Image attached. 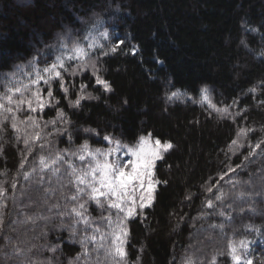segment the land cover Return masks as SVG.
<instances>
[{"label": "trees", "instance_id": "trees-1", "mask_svg": "<svg viewBox=\"0 0 264 264\" xmlns=\"http://www.w3.org/2000/svg\"><path fill=\"white\" fill-rule=\"evenodd\" d=\"M93 31L100 34L93 57H99L101 76L112 91H103L89 72L67 77V98L54 83L59 104L46 108L42 119H56L62 109L69 123L56 127H67V132L58 134L49 124L41 135L50 134L45 143L69 152L85 141L92 149L110 147L104 136L135 146L140 136L151 133L152 140L172 143L155 163L154 177L160 183L151 206L127 221L126 264H186L188 258L210 264L213 255L227 252L229 239L254 241L253 264H264V144L244 159L249 144L264 140V0H0V91L5 87L2 77L17 65L26 66L34 57L54 58L65 39L87 45ZM117 39L124 43L103 55ZM81 84L88 85L85 92L94 98L72 107L69 101L78 97ZM204 87L217 107L235 101L242 116L221 117L200 103ZM176 90L186 96L169 101L166 94ZM243 127L255 133L241 138L244 146L233 155L231 142ZM6 128L0 132V184L7 189L0 264L76 262L82 251L70 229L60 230L56 220L26 219L50 214L41 210L47 202L41 193L26 191L30 178L23 177L47 153L34 148L21 169L23 136L18 142L16 133ZM229 167L236 170L220 180ZM217 181L223 206L214 201L217 207L210 209L206 201L218 193L207 188ZM242 191L253 195L237 199ZM54 205L49 201L50 209ZM89 207L100 217L108 214L93 202ZM221 210L231 219L218 215ZM214 225H223V232ZM17 245L24 249L20 255L12 252ZM217 264L231 261L225 254L217 256Z\"/></svg>", "mask_w": 264, "mask_h": 264}, {"label": "snow or ice", "instance_id": "snow-or-ice-1", "mask_svg": "<svg viewBox=\"0 0 264 264\" xmlns=\"http://www.w3.org/2000/svg\"><path fill=\"white\" fill-rule=\"evenodd\" d=\"M104 37L108 36L107 32L102 33ZM244 44V40L240 41ZM124 41L117 39L116 45L103 51V55L107 56L108 52H115L117 47L122 45ZM61 47H66L70 54L61 53L54 58L48 57L43 61H38L34 57L28 62L27 71L25 65H17L16 71H13L2 78L5 82V87L0 91V132L7 130L6 126L10 127L16 133L17 141L20 142L23 136V144L25 145L26 154L24 155L20 168L24 169L27 163L28 155L32 154L34 148H39L44 151L48 148L52 152L51 144L45 143L47 135L42 137V132L50 124L54 127L58 134L63 135L67 132V127L61 129L56 127L57 124L67 125L69 123L66 114L62 109L57 110L56 119L44 121L42 119L46 108L54 107L59 104V100L54 97L52 85L58 84L59 89L67 98L69 92V84L65 77H75L90 71L94 78V83L103 89L105 92H111V83L100 75L101 69L98 67L99 57H93V51L97 49L96 42L84 45L79 41L62 40ZM103 49V46H100ZM135 54V50H133ZM264 56V51L260 53ZM51 61V62H49ZM43 63L44 67L38 66ZM264 84V82H262ZM88 87L86 84H81L78 97L75 100L69 101L72 107H79L82 100L94 98L85 92ZM250 92H255L256 88L249 89ZM200 103L207 102L208 106L221 115L235 120V116L242 113H233L230 111L231 106L218 108L210 99L209 89L204 87L201 89ZM167 99H181L182 94L179 90L171 91L166 94ZM127 104V100L123 102ZM236 102L233 101V104ZM264 105V101H261ZM23 119H21V115ZM23 126V127H21ZM28 129L32 131L29 132ZM84 131H95L84 129ZM255 129L243 127L240 128L236 139H233L230 146V151L238 150L244 145L239 141L241 138L247 139L249 133H254ZM96 135H99L97 133ZM68 139H71L69 134ZM102 141H106L110 147L105 149H92L85 141L75 152H69L68 149L57 150L48 158L43 155L39 159V173H44L45 170L51 171L53 174L59 175L60 167L66 166L64 171L69 177V184L75 188L74 194L70 199L75 202V206L71 207L66 215L74 217L69 229L75 237L78 233L76 225L83 223V236L79 239V243L83 246L84 257H92L95 254L93 264H126L127 251L126 243L128 237L127 221L138 214V209L142 210L150 207L154 200V192L156 185L160 182L154 177V167L157 160L162 159L163 152H167L173 147L171 142L162 143L159 138L151 142V133L148 136H140L138 143L135 146L124 144L119 139L104 136ZM261 144L264 140H260L254 145L249 144V155L245 156L247 160L249 156L256 155V150L261 149ZM3 147L0 146V152ZM264 151V149H261ZM70 157H75L81 163L75 164ZM242 167L237 165L236 168ZM236 168L229 167L219 179L223 180L224 176L234 172ZM37 173V168L32 167L31 171L23 172V177L28 180ZM37 173L36 182H43V175ZM233 185L236 182H232ZM16 184H12L15 189ZM216 189L217 195L212 196L206 201V207L213 209L217 207L214 201L220 202V207L223 206L224 193L219 189V182L207 188V192L212 193ZM262 193H256L261 195ZM252 192H239L237 199H244L252 196ZM67 198V197H66ZM7 189L0 184V227L3 226L4 216L3 208L7 206ZM93 202L97 207L107 210V216H102L105 222V228L102 230L99 225L91 221L85 216L86 204ZM231 207V204L228 205ZM59 207V205H54ZM243 211V209H241ZM218 215L225 216L226 219H231L223 210L218 212ZM37 216H28L27 220L35 221L40 219ZM219 227L223 232V225L213 226ZM249 231L259 232V229H253L251 226ZM91 231V234H89ZM254 241L246 239L235 240L229 239L227 242V252H218L213 255L210 264H217V256L227 255L231 264H253L251 258V248ZM89 245H93L89 249ZM24 249L18 245L14 246L12 252L14 255L22 254ZM32 251L31 248L28 249ZM55 251V249H52ZM79 259V257L77 258ZM27 264H36L34 261H27ZM85 264H88L86 259ZM186 264H197L192 258H188Z\"/></svg>", "mask_w": 264, "mask_h": 264}, {"label": "rangeland", "instance_id": "rangeland-1", "mask_svg": "<svg viewBox=\"0 0 264 264\" xmlns=\"http://www.w3.org/2000/svg\"><path fill=\"white\" fill-rule=\"evenodd\" d=\"M99 40H100V34H98L96 31H93L87 37V41H88L87 44H90L93 41H95L97 44L99 42ZM81 43L84 44V42H81ZM61 53L70 54L67 51L66 47H61L59 49V54H61ZM43 60L44 59L42 57L38 58V61H43ZM49 62H51V61H49ZM39 64H40L39 67L43 68L42 66L44 64L43 63H39ZM27 65H28V63L26 64L25 71H27ZM89 73H90V71H89ZM100 75H101V71H100ZM65 80L67 81V76L65 77ZM87 94H89V93L87 92ZM181 94H182V97L186 96V94L183 92H181ZM210 99L213 103V99L211 97V94H210ZM205 105L208 108L212 109L211 107L208 106L207 102H205ZM224 107H227V106H219L218 108H224ZM230 111L233 113H242V111H239L238 106L236 104L231 105ZM215 113H217V112L215 111ZM240 116L241 115L235 116V119H237ZM242 141H239V142L242 144ZM151 142L154 143V140L151 139ZM51 148H52L51 153H50L48 148L44 149V152L47 153V155H45L46 158H48L52 153H54L55 151L58 150V149H55L52 145H51ZM240 151H241V148H239L238 150H235L234 152L232 151V154L236 155V153H239ZM70 159H72L73 162L77 165H79L81 163L75 157H70ZM33 167H35V165ZM65 167L66 166H61L60 167V173H59V175H57V174H53L49 170H45L44 173H39V164H38V166L36 167L37 173H39L40 175H43V177H44L43 182L38 184L36 182L37 173H34L33 176L30 177V181H29L30 182V188L26 191H29V194H31V195L34 192L41 193L42 195L40 196V198H43L44 200L47 201L46 203H44L43 207H41V210L50 212V214L48 216H45L44 214H46V213L43 212V214L39 215L40 217H42L39 219L40 221L42 219L46 218L44 220V223H50V222L54 223L56 220V221L61 223L59 229L60 230L65 229L67 231V230H69V225L72 223V221L74 219V217L68 216V215H66V213H68L70 211L71 207L75 206V202H72L70 199L71 195L74 194V192H75V188L69 184V177L65 174V171H64ZM31 169L29 171H31ZM155 190H156V188H155ZM35 201H38V199H35ZM49 201H52L56 205H59V207L53 206V208L50 209ZM89 204H91V202H88L86 204L87 211L85 212V216L90 218L91 221L95 222V224L99 225L100 228L103 230L105 228V222L103 221L102 217L95 214V212L89 207ZM36 207H39V205H35L34 209ZM144 209H142V210L138 209V213L143 212ZM32 216H37V215L32 214ZM36 220H38V219H36ZM29 221H31V220H29ZM76 227L78 229V233L75 237L72 235L71 231L69 233H71L72 237L75 238L74 240H77L79 242V239L83 236L82 229L84 228V225H83V223H80V224L76 225ZM89 234H91V231ZM92 247H93V245H89L90 250L92 249ZM79 248L83 252V246L81 245V243H79ZM78 257H79V259L77 260ZM78 257L75 258V260H77L76 262L69 263V264H85L86 259L88 260V264H90L91 262H93V258L95 257V254H93L92 257H84L80 254Z\"/></svg>", "mask_w": 264, "mask_h": 264}]
</instances>
